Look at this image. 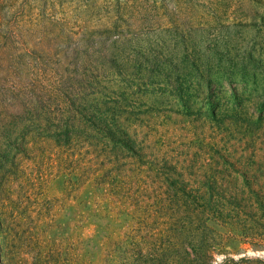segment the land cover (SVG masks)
I'll return each instance as SVG.
<instances>
[{
	"label": "rangeland",
	"instance_id": "obj_1",
	"mask_svg": "<svg viewBox=\"0 0 264 264\" xmlns=\"http://www.w3.org/2000/svg\"><path fill=\"white\" fill-rule=\"evenodd\" d=\"M0 264H264V0H0Z\"/></svg>",
	"mask_w": 264,
	"mask_h": 264
},
{
	"label": "trees",
	"instance_id": "obj_2",
	"mask_svg": "<svg viewBox=\"0 0 264 264\" xmlns=\"http://www.w3.org/2000/svg\"><path fill=\"white\" fill-rule=\"evenodd\" d=\"M37 97L44 101L46 103L45 106L48 108L54 106V102L46 98L41 91L37 94ZM87 121L90 122V132H83L80 135V139L83 140L81 149H85V154H89L97 160L104 159L103 162H106L105 167L113 164L108 156V151L110 150L119 149L121 151H130L133 157L137 155L133 150L132 141L124 129L120 127L116 118H113V116L109 118L103 116V118L100 119L94 114H89L87 116ZM74 131L75 130H73L68 121L64 122L63 128L60 130V135L64 144L69 145L70 148L72 147L71 144L74 139H76V133ZM90 138L95 139L94 145L87 142Z\"/></svg>",
	"mask_w": 264,
	"mask_h": 264
}]
</instances>
